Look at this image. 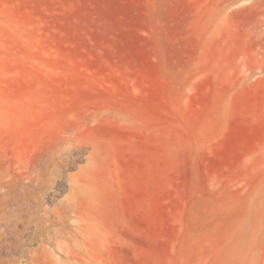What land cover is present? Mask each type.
Masks as SVG:
<instances>
[{"label":"rangeland","instance_id":"rangeland-1","mask_svg":"<svg viewBox=\"0 0 264 264\" xmlns=\"http://www.w3.org/2000/svg\"><path fill=\"white\" fill-rule=\"evenodd\" d=\"M68 134L88 236L43 264H264V0H0V183Z\"/></svg>","mask_w":264,"mask_h":264},{"label":"bare ground","instance_id":"bare-ground-1","mask_svg":"<svg viewBox=\"0 0 264 264\" xmlns=\"http://www.w3.org/2000/svg\"><path fill=\"white\" fill-rule=\"evenodd\" d=\"M76 145L71 134L65 135L23 175L0 183V264H43L52 258L55 248L83 246L89 228L80 211L85 182L80 178L81 171L64 174ZM64 186L68 192L59 199L57 188ZM44 199L54 202L53 206L43 207ZM69 220L73 222L72 228L67 227ZM18 223L32 228L37 247L22 251L19 242L8 239ZM10 248L19 249V256L2 257L1 252Z\"/></svg>","mask_w":264,"mask_h":264}]
</instances>
